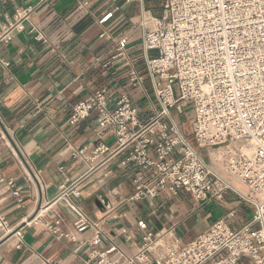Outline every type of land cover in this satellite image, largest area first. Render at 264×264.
<instances>
[{"label":"built area","instance_id":"built-area-1","mask_svg":"<svg viewBox=\"0 0 264 264\" xmlns=\"http://www.w3.org/2000/svg\"><path fill=\"white\" fill-rule=\"evenodd\" d=\"M33 12L27 6L16 9L11 17L6 15L0 43L8 44L27 31L36 42L48 44L44 32L31 21ZM139 26L144 65L159 111L144 122L127 93L111 104L108 90L101 88L73 107L69 124L94 115L98 136L109 131L119 148L133 145L128 162L135 163L139 176L128 199L131 203L154 200L165 191L173 195L182 191L202 204L233 192L253 212L238 229L221 219L184 245L172 231L154 233L145 221H139L137 233L125 237L128 245L136 236L141 238L137 251L129 255L113 243L105 245L99 221L64 198L75 216L74 230L91 231L85 264H264V0H164L159 16L142 7ZM127 47V38H120L111 59L127 61ZM0 66L7 70L9 63L0 60ZM128 77L133 87L142 88L144 78L135 69H130ZM188 106L196 147L177 120ZM107 150L99 144L94 155ZM198 150L206 151L217 167ZM4 184L0 175V185ZM6 185L14 187L11 180ZM71 194L79 195L77 190ZM40 212L32 219L34 225L41 223L56 239L75 240L62 230L56 210ZM21 224L12 228L0 213V233L5 239L16 236L17 248L23 246L20 230L27 220Z\"/></svg>","mask_w":264,"mask_h":264},{"label":"crops","instance_id":"crops-1","mask_svg":"<svg viewBox=\"0 0 264 264\" xmlns=\"http://www.w3.org/2000/svg\"><path fill=\"white\" fill-rule=\"evenodd\" d=\"M163 3L164 0H0V31L6 24V15L11 17L16 9L30 6L34 8L32 23L49 41L36 42L25 31L8 44L0 43V60L9 63L7 70L0 66V175L5 181L0 185V213L12 228L23 225L24 220L28 223L20 230L21 248L16 247V236L5 239L0 233V264H85L91 231L74 230L75 216L64 198L91 220L99 221L105 245L113 243L129 255L137 251L141 238L136 236L128 245L125 237L137 233L139 221H145L154 233L172 231L184 245L218 220L224 219L231 229L250 220L253 208L233 192L220 201L202 204L182 191L176 195L165 191L154 200L129 202L139 176L135 163L128 162L133 145L119 148L109 131L98 136L94 115L79 124H69L73 107L101 88L108 90L111 104L127 93L144 122L159 111L146 88L150 82L139 21L142 7L159 16ZM109 13L112 17L100 25L99 21ZM120 38L128 41L127 61L111 59ZM131 68L144 78L142 88L132 86L128 77ZM184 114L177 120L196 147L191 136L192 118L186 120ZM99 144L108 150L94 155ZM198 152L210 162L206 151ZM149 156L154 158L152 153ZM10 180L13 188L6 185ZM236 186L245 191L244 186ZM73 190H77V197L71 194ZM39 209L40 214L43 209L56 210L62 230L75 240L56 239L41 223L34 225L32 219Z\"/></svg>","mask_w":264,"mask_h":264},{"label":"rangeland","instance_id":"rangeland-1","mask_svg":"<svg viewBox=\"0 0 264 264\" xmlns=\"http://www.w3.org/2000/svg\"><path fill=\"white\" fill-rule=\"evenodd\" d=\"M146 88L148 89V93L152 96L153 93H152V91L149 89L150 87H148L147 84H146ZM174 94H175V96H177V92H176V91L174 92ZM171 113H172V115H174V114H175V111L172 110ZM190 117H191V118L193 117V115H192V109H191L190 106H188V107L185 109V114H184V117H183V118H184V119L186 118V120H188Z\"/></svg>","mask_w":264,"mask_h":264},{"label":"water","instance_id":"water-1","mask_svg":"<svg viewBox=\"0 0 264 264\" xmlns=\"http://www.w3.org/2000/svg\"><path fill=\"white\" fill-rule=\"evenodd\" d=\"M157 230H158V231L161 230V227L157 226Z\"/></svg>","mask_w":264,"mask_h":264}]
</instances>
